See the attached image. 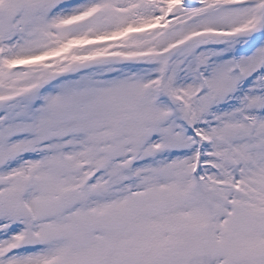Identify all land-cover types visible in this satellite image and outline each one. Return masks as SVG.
Instances as JSON below:
<instances>
[{"label":"snow or ice","instance_id":"snow-or-ice-1","mask_svg":"<svg viewBox=\"0 0 264 264\" xmlns=\"http://www.w3.org/2000/svg\"><path fill=\"white\" fill-rule=\"evenodd\" d=\"M0 264H264V0H0Z\"/></svg>","mask_w":264,"mask_h":264}]
</instances>
